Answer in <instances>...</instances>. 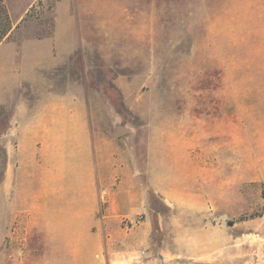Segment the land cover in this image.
Returning <instances> with one entry per match:
<instances>
[{
    "label": "rangeland",
    "instance_id": "obj_1",
    "mask_svg": "<svg viewBox=\"0 0 264 264\" xmlns=\"http://www.w3.org/2000/svg\"><path fill=\"white\" fill-rule=\"evenodd\" d=\"M58 1L2 0L14 28L4 39L16 42L10 70L18 65L12 50L18 42L44 37L54 26ZM66 1L81 42L62 68L84 83L95 127L111 134L125 125L142 161L150 133L158 132L157 171L168 174L180 164L173 153L161 155L172 131L187 129L191 141L204 142L188 148L187 166L183 160L178 168L188 171L185 184L168 192L173 201L150 188L144 212L107 236L117 247L140 237V244L133 241L135 255L121 264H235L262 247L264 0ZM8 115L4 107L0 133ZM199 174H206L204 191ZM210 174H226L218 190ZM227 174H237L235 186ZM4 230L0 264H56L36 253L24 257L22 249L36 243L11 248ZM88 264H110V254L94 252Z\"/></svg>",
    "mask_w": 264,
    "mask_h": 264
},
{
    "label": "crops",
    "instance_id": "obj_2",
    "mask_svg": "<svg viewBox=\"0 0 264 264\" xmlns=\"http://www.w3.org/2000/svg\"><path fill=\"white\" fill-rule=\"evenodd\" d=\"M54 17L44 37L24 38L12 49L19 56L14 77L8 64L16 42L0 43V114L9 108L0 133V226L11 248L36 243L22 249L24 257L36 253L56 264H88L91 254L106 252L110 264L125 263L121 259L135 255L133 241L140 244V237L117 247L107 236L144 212L150 188L173 201L168 192L185 184L188 171L178 168L183 160L187 166L188 148L204 142L191 141L187 129L172 131L161 155L173 153L180 164L168 174L157 171L158 132L150 133L142 161L139 143L95 127L84 83L62 68L81 42L70 2L58 1ZM21 33L34 34L27 28ZM6 44L11 46L3 50ZM199 175L204 191L206 174ZM210 175L213 190L221 188L226 174ZM227 178L235 186L237 174Z\"/></svg>",
    "mask_w": 264,
    "mask_h": 264
},
{
    "label": "trees",
    "instance_id": "obj_3",
    "mask_svg": "<svg viewBox=\"0 0 264 264\" xmlns=\"http://www.w3.org/2000/svg\"><path fill=\"white\" fill-rule=\"evenodd\" d=\"M12 29V23L9 13L6 10L2 0H0V42L8 36Z\"/></svg>",
    "mask_w": 264,
    "mask_h": 264
},
{
    "label": "built area",
    "instance_id": "obj_4",
    "mask_svg": "<svg viewBox=\"0 0 264 264\" xmlns=\"http://www.w3.org/2000/svg\"><path fill=\"white\" fill-rule=\"evenodd\" d=\"M189 264H204L191 262ZM235 264H264V244L257 250L252 251L246 258Z\"/></svg>",
    "mask_w": 264,
    "mask_h": 264
},
{
    "label": "water",
    "instance_id": "obj_5",
    "mask_svg": "<svg viewBox=\"0 0 264 264\" xmlns=\"http://www.w3.org/2000/svg\"><path fill=\"white\" fill-rule=\"evenodd\" d=\"M129 132V129L123 125V124H118L115 126L114 131H113V136L118 138L120 136H123Z\"/></svg>",
    "mask_w": 264,
    "mask_h": 264
}]
</instances>
